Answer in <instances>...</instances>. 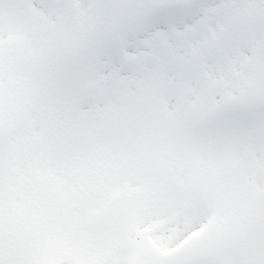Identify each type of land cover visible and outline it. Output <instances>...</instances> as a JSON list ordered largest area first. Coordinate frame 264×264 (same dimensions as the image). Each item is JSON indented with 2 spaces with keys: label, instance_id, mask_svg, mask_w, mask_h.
Returning <instances> with one entry per match:
<instances>
[{
  "label": "snow or ice",
  "instance_id": "obj_1",
  "mask_svg": "<svg viewBox=\"0 0 264 264\" xmlns=\"http://www.w3.org/2000/svg\"><path fill=\"white\" fill-rule=\"evenodd\" d=\"M0 264H264V0H0Z\"/></svg>",
  "mask_w": 264,
  "mask_h": 264
}]
</instances>
